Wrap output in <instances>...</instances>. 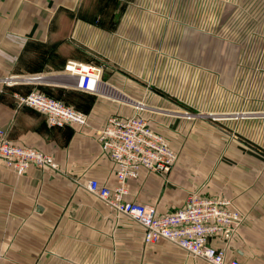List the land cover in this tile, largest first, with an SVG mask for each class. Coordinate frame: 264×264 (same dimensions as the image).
Returning a JSON list of instances; mask_svg holds the SVG:
<instances>
[{
	"label": "crops",
	"instance_id": "obj_1",
	"mask_svg": "<svg viewBox=\"0 0 264 264\" xmlns=\"http://www.w3.org/2000/svg\"><path fill=\"white\" fill-rule=\"evenodd\" d=\"M202 3L201 29H195L199 26L194 17L184 19L177 10L168 23L156 27L170 40L179 39L180 30L202 34L205 56L200 66L175 62L178 48L166 50L168 61L153 64L147 53L155 56L156 37L152 42L133 37L127 26L106 27L99 17H67L68 29L52 48L50 0H0V129L11 141L50 154L57 163V169L31 166L17 175L0 159V264H178L177 256L147 253L148 246L167 240L147 245L139 224L108 205L84 204V198L91 200L84 194H91L82 185L83 191L75 187L88 178L109 187L115 183L116 165L95 133L110 115L138 112L172 149H178L180 128L190 123L177 108V91L186 88L178 79L195 76L199 68L205 78L214 69H264L259 62L245 60L257 58L263 44L264 0ZM242 22L249 23L247 36ZM212 53L218 54L217 61L207 57ZM68 60L100 66L96 91L76 87L75 76L64 68ZM152 69L161 72L149 80L146 71ZM35 75L40 78L32 80ZM10 77L18 79L8 83ZM32 87L85 112L88 126L48 125L41 112L19 104L14 96ZM190 124L195 127L197 122ZM207 165L203 157L180 156L166 175L143 169L127 181L126 198L163 213L182 206L192 190L224 196L245 214L226 243L227 257L264 264V190H259L255 177L227 173L218 160L210 163L213 175L207 174Z\"/></svg>",
	"mask_w": 264,
	"mask_h": 264
},
{
	"label": "rangeland",
	"instance_id": "obj_2",
	"mask_svg": "<svg viewBox=\"0 0 264 264\" xmlns=\"http://www.w3.org/2000/svg\"><path fill=\"white\" fill-rule=\"evenodd\" d=\"M171 1L50 0L51 47H55L62 40V31L68 29L67 17H86L88 19L99 17L103 26L111 28L117 26L121 29L125 25L130 29L133 37H147V40L151 42L156 39L155 56L150 53L151 51L147 47V50L150 51L147 53V61L153 60V64L154 61L169 58L170 55L165 53L166 50L175 51L178 48L181 51L177 53L178 59H174L175 62L187 61L201 66L204 61L203 47L205 45L202 34L191 36L186 33L185 35V31L180 30V38L170 40L165 38L164 33L159 32L156 27L168 23L171 14L177 10L182 14L180 17H184V19L185 17H194V23L199 26L195 29H201L204 8L202 0H178L177 5H173ZM135 17L141 18L136 19ZM248 24V22H242V28H244L242 34H246V36L250 34V31L245 29V25ZM262 36L263 44L259 46L257 58L251 56L249 59H245L256 62V65L259 62V67L264 66V32ZM154 37L156 38L154 39ZM153 44L148 45L152 47ZM213 47L216 46L213 45ZM245 47L248 51L251 49L250 46ZM207 57L209 59L216 57V61L218 60L217 53L209 54ZM165 61L168 60L165 59ZM199 69L200 71L195 76L185 80L178 79L180 84H186L184 85L186 88H180L177 91L179 94L176 97V104L179 115L186 122L194 121L197 124L194 127L189 123L180 128V134L177 137L179 147L176 149L172 146L177 159L180 156L203 157V160L208 164L205 167L208 175L215 173L214 166L210 165L211 161L218 160L227 173L235 175L241 173L248 177L250 175L255 177L259 190L263 191L264 69H214L211 70L212 75L208 78H205L201 68ZM160 72L159 69L146 71V78L154 80L156 79L155 75L157 77ZM175 82L177 83V80ZM164 90L162 89L161 92L164 93ZM169 171L161 175H166ZM81 185L79 184V187L75 188L78 191H83V185ZM84 195L91 199L85 200L86 198H84V204L106 205L93 194L86 193ZM164 242L167 244L148 246L147 253L177 256L178 264H209L201 258L191 256L174 243Z\"/></svg>",
	"mask_w": 264,
	"mask_h": 264
},
{
	"label": "built area",
	"instance_id": "obj_3",
	"mask_svg": "<svg viewBox=\"0 0 264 264\" xmlns=\"http://www.w3.org/2000/svg\"><path fill=\"white\" fill-rule=\"evenodd\" d=\"M64 68L75 76L77 88L96 91L101 70L99 65L68 60ZM39 78L40 75H35L31 79ZM17 79L18 77H10L7 82L15 83ZM14 96L19 104L41 112L50 126H88L85 112L48 96L36 87ZM95 133L100 147L116 165L115 183L109 187L94 178H88L81 184L116 212L139 224L144 230V242L147 245L167 240L209 264H244L226 255V243L245 219V215L228 198L190 191L182 206L163 213H157L153 205L126 198L129 179L138 177L143 169L164 174L177 159L176 152L167 139L155 131L145 117L138 112L126 117L110 115L102 126L95 128ZM0 159L17 175L31 166L57 169V163L50 154L11 141L2 129ZM218 241L223 244L217 245Z\"/></svg>",
	"mask_w": 264,
	"mask_h": 264
},
{
	"label": "bare ground",
	"instance_id": "obj_4",
	"mask_svg": "<svg viewBox=\"0 0 264 264\" xmlns=\"http://www.w3.org/2000/svg\"><path fill=\"white\" fill-rule=\"evenodd\" d=\"M72 75V74H71ZM48 77H50V76H48ZM63 77V76H62ZM68 78V77H67ZM74 78V77H73ZM75 79V78H74ZM63 81V80H62ZM65 81V80H64ZM69 81V80H68ZM74 84V83H73ZM72 85V84H71ZM113 91V90H112ZM115 91V90H114ZM112 93V92H111ZM111 95V94H110ZM113 96V95H112ZM122 100V99H121ZM129 101H131V100H129Z\"/></svg>",
	"mask_w": 264,
	"mask_h": 264
},
{
	"label": "trees",
	"instance_id": "obj_5",
	"mask_svg": "<svg viewBox=\"0 0 264 264\" xmlns=\"http://www.w3.org/2000/svg\"><path fill=\"white\" fill-rule=\"evenodd\" d=\"M49 96V95H48Z\"/></svg>",
	"mask_w": 264,
	"mask_h": 264
}]
</instances>
